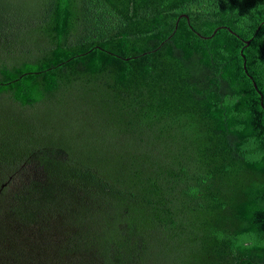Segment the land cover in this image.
Returning <instances> with one entry per match:
<instances>
[{"label":"trees","instance_id":"1","mask_svg":"<svg viewBox=\"0 0 264 264\" xmlns=\"http://www.w3.org/2000/svg\"><path fill=\"white\" fill-rule=\"evenodd\" d=\"M0 102V264H264V0H0Z\"/></svg>","mask_w":264,"mask_h":264},{"label":"rangeland","instance_id":"2","mask_svg":"<svg viewBox=\"0 0 264 264\" xmlns=\"http://www.w3.org/2000/svg\"><path fill=\"white\" fill-rule=\"evenodd\" d=\"M1 103L2 102H0V104ZM12 113H15L14 109L12 110ZM12 113L11 112H0V140L3 137V134L6 133L10 129V118H11ZM39 115H44V113L42 114V111H41ZM27 117H28L27 114L25 117H20L17 115V118L19 121L21 120L20 118H23L22 120L23 122L27 119ZM36 117H37V114L35 118ZM29 120L31 122L30 128L31 129L33 128L34 134L38 133V134L45 135L53 131L56 138L57 139L59 138L60 140H62L64 137L69 136V134L80 133L81 129L84 128V125L76 124L77 125L76 126L73 123V121L70 122L69 120H66V115L63 113L62 109H59V108L53 109L50 114H47L46 118L39 124L38 127L34 126V122L31 120L30 117H29ZM44 122H46V125ZM50 123L52 124V127L50 126ZM89 135H90V132H89Z\"/></svg>","mask_w":264,"mask_h":264}]
</instances>
